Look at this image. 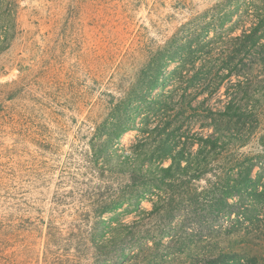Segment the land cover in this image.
I'll use <instances>...</instances> for the list:
<instances>
[{"label": "rangeland", "instance_id": "obj_1", "mask_svg": "<svg viewBox=\"0 0 264 264\" xmlns=\"http://www.w3.org/2000/svg\"><path fill=\"white\" fill-rule=\"evenodd\" d=\"M10 3L0 264H47L49 224L66 244L93 222L83 264H264V0Z\"/></svg>", "mask_w": 264, "mask_h": 264}, {"label": "trees", "instance_id": "obj_2", "mask_svg": "<svg viewBox=\"0 0 264 264\" xmlns=\"http://www.w3.org/2000/svg\"><path fill=\"white\" fill-rule=\"evenodd\" d=\"M4 2V0H0V4H2ZM13 7V4L10 3L7 6V12H6V18L2 19L0 18V56L7 52L10 47L11 44L13 43L15 37H16V25L15 23L11 24V21H7V16H10L11 13V9ZM264 21V19L262 20V22ZM161 72L159 71V74ZM241 83V81L239 82ZM154 89L153 87L151 88V90ZM227 114H231L232 116H237L240 113V108H234L232 106H228L227 107ZM127 131H120L117 133L116 135V139H121V137L126 133ZM202 144H204L205 146H209L212 150L217 149L218 145H219V139H214L213 137H208V138H204L201 137L200 138ZM184 155H185V151H178L175 154H173V163L168 166V167H157L155 169V171H153L154 174H161L163 176H167L170 177L173 175V170L175 167L180 168L181 166V160L184 159ZM192 167V163H188V167L187 168H191ZM130 168V167H128ZM141 173L143 174V176H147L148 175V171H144V169H140ZM253 170V166L250 168L248 175L251 174ZM128 172V171H127ZM126 172V173H127ZM130 175L132 176L135 172V168L134 170H130L129 171ZM90 188V187H89ZM234 196V193L231 195ZM99 197V195L94 194L93 198L91 197L88 201H89V205L87 206V210L90 211L89 213H94L100 209L101 212H106L109 207L111 206L110 204H112V202L114 201H109V200H99L95 198ZM92 211V212H91ZM88 213V217H90ZM120 226L122 228L127 227L124 224H120ZM107 226H105L104 224H101L100 222H93L92 227H89L85 230H73L69 233L70 238L66 241V244H63L62 242V238H63V234L62 232L57 229L54 228V226L52 225H48V229L45 235V241H44V249H43V257L45 258L47 264H83V258H82V247H80V245H75L74 241H78V240H82L85 238L86 241V251L88 252V254L92 253V249L93 250H98L99 246L97 243V240L99 238H104L106 237V234L108 233ZM77 232V233H76ZM89 242V243H88ZM97 264V263H94Z\"/></svg>", "mask_w": 264, "mask_h": 264}]
</instances>
